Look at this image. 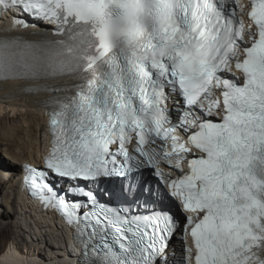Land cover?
Listing matches in <instances>:
<instances>
[{"label":"snow or ice","instance_id":"obj_1","mask_svg":"<svg viewBox=\"0 0 264 264\" xmlns=\"http://www.w3.org/2000/svg\"><path fill=\"white\" fill-rule=\"evenodd\" d=\"M238 7L0 0L15 27L51 26L40 43L0 38V80L52 81L29 89L54 93L52 147L43 169L23 166L24 183L74 230L83 264H168L181 226L171 198L196 214L182 264H264V0H251L255 32ZM105 182H119L104 191L122 206L98 199Z\"/></svg>","mask_w":264,"mask_h":264},{"label":"bare ground","instance_id":"obj_2","mask_svg":"<svg viewBox=\"0 0 264 264\" xmlns=\"http://www.w3.org/2000/svg\"><path fill=\"white\" fill-rule=\"evenodd\" d=\"M8 24L4 18L0 20V35L10 34ZM48 29L51 27L38 24L37 27L12 34H27L31 38H37ZM35 83L22 79L0 81V191L4 184L5 188L8 184L15 187L14 191L6 193L5 201L0 200V221L10 220L8 223H1L0 238L2 241L10 236L8 232L11 231L14 225L12 220L15 218H18L16 226L27 231L20 220V214H25V218L29 216L31 228H34L33 223L36 224L41 235L34 232L35 236L31 235L30 241L23 236V244L16 237L9 242L8 251L0 254V264H72L71 259L65 257L73 255L69 244L72 231L63 224L61 218L37 210L33 201L21 191L17 178L22 172V162L36 158L41 152L43 131L46 129L43 113L51 98L48 92L30 91L29 89L35 88ZM17 205L20 209H17Z\"/></svg>","mask_w":264,"mask_h":264},{"label":"rangeland","instance_id":"obj_3","mask_svg":"<svg viewBox=\"0 0 264 264\" xmlns=\"http://www.w3.org/2000/svg\"><path fill=\"white\" fill-rule=\"evenodd\" d=\"M21 123V122H20ZM12 124V123H11ZM1 125V124H0ZM33 151V150H32ZM5 186H6V184H4V186L2 185V187H1V191H0V200H6L5 198L7 197V194L6 193H8L9 191L10 192H12V191H14V188L10 185V184H8L7 185V187L5 188ZM6 195V196H5ZM13 197V198H12ZM11 199H14V196H11ZM18 199V198H17ZM17 209H20L19 208V205H17ZM26 217V215L24 214V215H21L20 214V220H21V222L23 223V225H24V227L26 228V232L25 231H23V230H21V229H19L17 226H16V223H17V220H18V218L16 219H14V220H12L13 221V227H12V229H11V231H9L8 232V235H10L9 237H7L6 239H3L2 241H1V238H0V254H2L3 252H7L8 251V249H9V242H11L12 240H14L16 237L19 239V242L21 243V244H23V236H24V238H26V240H28V241H30V239L32 240V238H31V235L32 236H35V234H34V232H36L37 231V234H38V236H40L41 235V233L39 232L40 231V229H38V227H37V225L36 224H34L33 223V226H34V228L32 229L31 228V222H30V220H29V216L27 217V218H25ZM15 217V216H14ZM10 220H8V219H6V220H3L2 219V222L0 221V225H1V223H8ZM32 222H33V220H32ZM36 227V228H35ZM39 231H38V230ZM31 230H32V232H31ZM39 232V233H38ZM5 235L7 234V232L6 233H4ZM22 235V236H21ZM45 251L46 252H48V250L47 249H45Z\"/></svg>","mask_w":264,"mask_h":264}]
</instances>
